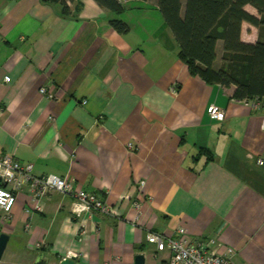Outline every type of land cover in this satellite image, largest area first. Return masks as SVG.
Listing matches in <instances>:
<instances>
[{
    "label": "crops",
    "instance_id": "0c3cea01",
    "mask_svg": "<svg viewBox=\"0 0 264 264\" xmlns=\"http://www.w3.org/2000/svg\"><path fill=\"white\" fill-rule=\"evenodd\" d=\"M69 5L65 16L61 3L0 0V156L73 181L117 214L79 218L73 197L57 191L29 210L25 184L6 224L0 210V234L10 236L0 264H35L41 251L48 264L69 255L134 264L139 253L147 264V233L180 226L215 235L220 253L236 251L235 264H264V103L191 75L156 0H123L119 16L95 0ZM115 17L128 33L112 27ZM257 35L242 24V40ZM210 104L222 120L208 117Z\"/></svg>",
    "mask_w": 264,
    "mask_h": 264
},
{
    "label": "trees",
    "instance_id": "16d2710c",
    "mask_svg": "<svg viewBox=\"0 0 264 264\" xmlns=\"http://www.w3.org/2000/svg\"><path fill=\"white\" fill-rule=\"evenodd\" d=\"M43 1L61 3L63 14L70 16L69 2L76 0ZM95 1L116 16L125 10L123 0ZM156 3L178 45V58L191 75L199 76L207 84L233 86L234 99L264 101V0H156ZM246 5L252 6L257 15L248 12ZM244 22L257 29L254 42L242 40ZM110 23L122 34L130 31L129 24L119 17L112 18ZM161 264L167 262L163 260Z\"/></svg>",
    "mask_w": 264,
    "mask_h": 264
},
{
    "label": "built area",
    "instance_id": "2783aa9c",
    "mask_svg": "<svg viewBox=\"0 0 264 264\" xmlns=\"http://www.w3.org/2000/svg\"><path fill=\"white\" fill-rule=\"evenodd\" d=\"M6 80L9 81L10 77H6ZM171 91L175 92L176 89L172 87ZM42 92H46V88H42ZM255 101L264 103L259 99H255ZM256 106L257 104L254 105V107ZM206 111L212 120H222L225 115L224 110L215 104L208 105ZM129 148H134L132 143L129 144ZM257 163L263 166L264 159L259 158ZM25 184H29L30 187L29 210H41L42 198L57 191L73 197L71 210L79 218L89 212H98L104 215L117 214L116 208L103 201L97 193L84 189L78 190L73 181L57 174H35L33 163H22L14 156L4 155L0 156V210L3 212V223L8 222L17 202V194ZM145 184V180H141L138 187L143 188ZM134 207L140 210L141 202L135 200ZM84 232H86L85 229L82 230V233ZM146 240L154 245V254L161 251L168 252L167 264H235L236 251L227 247L224 253H220L215 235L198 238L189 235L186 229L180 226L171 235L149 231ZM35 248L41 250L43 243H36Z\"/></svg>",
    "mask_w": 264,
    "mask_h": 264
},
{
    "label": "water",
    "instance_id": "95a60500",
    "mask_svg": "<svg viewBox=\"0 0 264 264\" xmlns=\"http://www.w3.org/2000/svg\"><path fill=\"white\" fill-rule=\"evenodd\" d=\"M9 234L6 232H2L0 234V259L2 258L4 251L7 247V243L9 241ZM49 259L45 257V253L43 251L39 252L35 261V264H48ZM60 264H76V258L74 256L67 257L61 261ZM134 264H146V258L143 253H139L135 256Z\"/></svg>",
    "mask_w": 264,
    "mask_h": 264
},
{
    "label": "rangeland",
    "instance_id": "374dc122",
    "mask_svg": "<svg viewBox=\"0 0 264 264\" xmlns=\"http://www.w3.org/2000/svg\"><path fill=\"white\" fill-rule=\"evenodd\" d=\"M218 51L219 52L221 51V47L218 48ZM219 61H220V55L218 56V62ZM164 252L165 251L158 252L157 255L153 254L152 245L147 246L146 248L147 264H161L160 255L164 254Z\"/></svg>",
    "mask_w": 264,
    "mask_h": 264
}]
</instances>
